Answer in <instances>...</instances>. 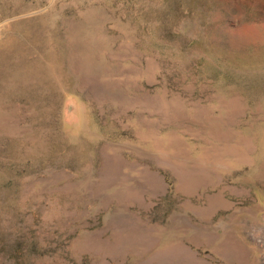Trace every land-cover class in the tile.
Returning a JSON list of instances; mask_svg holds the SVG:
<instances>
[{"label": "rangeland", "instance_id": "1", "mask_svg": "<svg viewBox=\"0 0 264 264\" xmlns=\"http://www.w3.org/2000/svg\"><path fill=\"white\" fill-rule=\"evenodd\" d=\"M0 264H264V0H0Z\"/></svg>", "mask_w": 264, "mask_h": 264}]
</instances>
